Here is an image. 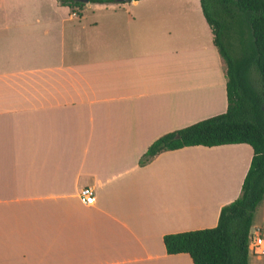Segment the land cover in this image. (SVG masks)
I'll return each instance as SVG.
<instances>
[{
  "label": "crops",
  "instance_id": "obj_1",
  "mask_svg": "<svg viewBox=\"0 0 264 264\" xmlns=\"http://www.w3.org/2000/svg\"><path fill=\"white\" fill-rule=\"evenodd\" d=\"M226 69L201 0H0V264H194L164 236L216 226L254 150L141 158L226 110Z\"/></svg>",
  "mask_w": 264,
  "mask_h": 264
},
{
  "label": "trees",
  "instance_id": "obj_2",
  "mask_svg": "<svg viewBox=\"0 0 264 264\" xmlns=\"http://www.w3.org/2000/svg\"><path fill=\"white\" fill-rule=\"evenodd\" d=\"M60 2L80 11L86 1ZM201 6L226 64L227 108L159 137L141 164L186 146L251 145L242 192L222 207L218 224L164 236L168 253H188L194 264H250L253 217L264 197V0H201Z\"/></svg>",
  "mask_w": 264,
  "mask_h": 264
},
{
  "label": "built area",
  "instance_id": "obj_3",
  "mask_svg": "<svg viewBox=\"0 0 264 264\" xmlns=\"http://www.w3.org/2000/svg\"><path fill=\"white\" fill-rule=\"evenodd\" d=\"M76 14V13H75ZM80 195L88 205L96 202V193L93 186H85L81 189ZM250 252L257 256H264V230L251 234L249 243Z\"/></svg>",
  "mask_w": 264,
  "mask_h": 264
},
{
  "label": "water",
  "instance_id": "obj_4",
  "mask_svg": "<svg viewBox=\"0 0 264 264\" xmlns=\"http://www.w3.org/2000/svg\"><path fill=\"white\" fill-rule=\"evenodd\" d=\"M86 2L89 1V0H85ZM120 2H126V1H130V0H118Z\"/></svg>",
  "mask_w": 264,
  "mask_h": 264
}]
</instances>
